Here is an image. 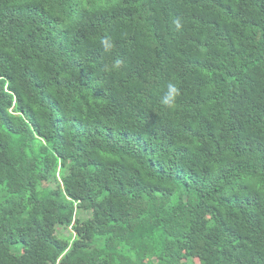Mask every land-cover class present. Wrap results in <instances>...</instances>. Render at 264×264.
Returning <instances> with one entry per match:
<instances>
[{
    "label": "trees",
    "instance_id": "trees-1",
    "mask_svg": "<svg viewBox=\"0 0 264 264\" xmlns=\"http://www.w3.org/2000/svg\"><path fill=\"white\" fill-rule=\"evenodd\" d=\"M0 186V264H264V0H0Z\"/></svg>",
    "mask_w": 264,
    "mask_h": 264
},
{
    "label": "clouds",
    "instance_id": "clouds-1",
    "mask_svg": "<svg viewBox=\"0 0 264 264\" xmlns=\"http://www.w3.org/2000/svg\"><path fill=\"white\" fill-rule=\"evenodd\" d=\"M102 43L104 44L106 50L110 49L112 46L108 39L103 40ZM118 63H119V61H117V64ZM175 95H178L177 88L175 87V85H169L168 96H167L165 102L167 103L168 100L174 98Z\"/></svg>",
    "mask_w": 264,
    "mask_h": 264
},
{
    "label": "rangeland",
    "instance_id": "rangeland-1",
    "mask_svg": "<svg viewBox=\"0 0 264 264\" xmlns=\"http://www.w3.org/2000/svg\"><path fill=\"white\" fill-rule=\"evenodd\" d=\"M3 190V188L0 186V191ZM4 195H0V200H2Z\"/></svg>",
    "mask_w": 264,
    "mask_h": 264
}]
</instances>
